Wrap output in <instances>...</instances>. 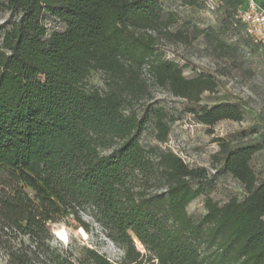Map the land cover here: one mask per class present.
Returning a JSON list of instances; mask_svg holds the SVG:
<instances>
[{"label": "trees", "instance_id": "obj_1", "mask_svg": "<svg viewBox=\"0 0 264 264\" xmlns=\"http://www.w3.org/2000/svg\"><path fill=\"white\" fill-rule=\"evenodd\" d=\"M5 7L17 19L0 34V243L16 231L32 240L10 244L9 264H76L49 244L51 223L68 218L84 235L98 224L123 249L121 264H264V179L251 164L263 144L218 139L215 157L246 195L224 203L207 196L195 219L187 206L205 193L207 168L141 143L151 120L159 141L170 132L164 107L140 104L149 97L145 66L156 84L191 102L217 87L213 76L188 78L158 54L172 15L160 0H7ZM93 70L105 74L104 88L88 85ZM136 105L145 106L142 114ZM190 111L206 125L243 117L231 102ZM85 250L92 264H116Z\"/></svg>", "mask_w": 264, "mask_h": 264}, {"label": "rangeland", "instance_id": "obj_2", "mask_svg": "<svg viewBox=\"0 0 264 264\" xmlns=\"http://www.w3.org/2000/svg\"><path fill=\"white\" fill-rule=\"evenodd\" d=\"M247 0H160L163 12L171 15L168 31L160 35L158 54L178 62L186 77L211 75L217 82L214 91H205L199 102L175 96L168 88L159 86L148 66L143 77L149 84V97L143 103L164 107L170 132L166 141L156 138V127L149 121L141 134L146 147H159L179 154L190 166H204L209 172L203 182L205 193L190 202V215L199 219L206 212L205 200L211 196L224 203L246 195L241 182L223 168L215 154L220 150L219 138L231 147L263 144L252 157V167L259 179H264V45L255 42L245 33L244 24L236 17L237 9ZM7 0H0V34L13 24L17 14L5 7ZM106 76L93 70L87 83L96 88L105 87ZM231 102L243 110L241 120L223 119L213 125L197 120L190 111L218 103ZM144 105H136L139 114ZM80 228L76 220L68 218L51 223L52 248L62 251L76 264H92L85 260V247L94 248L112 262L121 264L124 251L105 236L98 224L92 222L88 235L75 233ZM18 238L0 243V264H9L10 244L20 246L32 242L30 234L17 232ZM6 236L3 237L5 240ZM35 243H32L34 249ZM137 246L144 250L140 243ZM45 256V253H40Z\"/></svg>", "mask_w": 264, "mask_h": 264}, {"label": "built area", "instance_id": "obj_3", "mask_svg": "<svg viewBox=\"0 0 264 264\" xmlns=\"http://www.w3.org/2000/svg\"><path fill=\"white\" fill-rule=\"evenodd\" d=\"M236 17L244 24L245 33L264 45V3L248 0L245 6L238 8Z\"/></svg>", "mask_w": 264, "mask_h": 264}, {"label": "crops", "instance_id": "obj_4", "mask_svg": "<svg viewBox=\"0 0 264 264\" xmlns=\"http://www.w3.org/2000/svg\"><path fill=\"white\" fill-rule=\"evenodd\" d=\"M260 2L264 3V0H260Z\"/></svg>", "mask_w": 264, "mask_h": 264}, {"label": "water", "instance_id": "obj_5", "mask_svg": "<svg viewBox=\"0 0 264 264\" xmlns=\"http://www.w3.org/2000/svg\"><path fill=\"white\" fill-rule=\"evenodd\" d=\"M138 240V239H137Z\"/></svg>", "mask_w": 264, "mask_h": 264}]
</instances>
